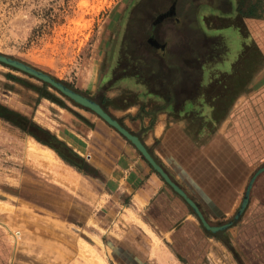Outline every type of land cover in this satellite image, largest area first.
Returning a JSON list of instances; mask_svg holds the SVG:
<instances>
[{
  "label": "crops",
  "instance_id": "0c3cea01",
  "mask_svg": "<svg viewBox=\"0 0 264 264\" xmlns=\"http://www.w3.org/2000/svg\"><path fill=\"white\" fill-rule=\"evenodd\" d=\"M244 22L250 32L249 42L260 53V64L250 74L246 90L239 92L222 114L210 112L215 106L200 92L204 86H198L196 104L181 100L180 109L177 91L164 101L149 95L150 102L145 96L126 104L120 87H102L100 80L78 89L139 140L210 226L232 219L249 179L264 167V21L251 18ZM233 69L226 72L227 77H236ZM20 73L26 79L0 71V121L14 128L16 116L25 124L16 129L41 149L48 148L28 134L32 129L27 127L33 123L65 146L70 152H63L65 156L81 166L78 169L65 163L48 148L54 156V180L58 181L51 188L58 196L51 198L38 187L36 195L42 205L56 206L55 212L67 207L65 211L85 220L91 217L100 197L102 204L95 212L102 222L131 220L134 231L150 235L153 241L157 237L183 264H264V171L252 182L238 219L223 230L206 231L192 208L129 141L87 108ZM43 91L57 102L42 96ZM94 186L100 190L98 195L93 193ZM64 191L67 197L60 199ZM24 220L18 232L22 248L15 251L11 264H21L27 251L44 254L52 250L55 254L57 250L31 242L32 238L59 245L52 238L54 230L36 221L26 220L30 224L26 226Z\"/></svg>",
  "mask_w": 264,
  "mask_h": 264
},
{
  "label": "rangeland",
  "instance_id": "374dc122",
  "mask_svg": "<svg viewBox=\"0 0 264 264\" xmlns=\"http://www.w3.org/2000/svg\"><path fill=\"white\" fill-rule=\"evenodd\" d=\"M191 4L192 0H0V54L73 89H83L100 80L102 87H120L126 104L145 96L150 102L139 81L124 78L126 70H118V66L124 68L122 62L126 63L125 69L133 66L131 56L124 51L126 41L133 40L142 49L138 53L144 54V40L152 35L150 24L159 14L170 12L166 14L170 16L174 11L173 16L155 27L153 39L163 45L155 49L154 59L164 65L155 61L153 74H164L168 87L174 80L176 85L171 89L177 88L179 107L181 100L194 96L198 86H208L200 92L205 93L210 105L214 103L210 112L219 115L227 111L239 92L246 90L250 74L260 64V53L249 42L250 32L244 20L264 21V0L219 2L221 11L229 12L228 15ZM9 68L0 64L1 72L26 79ZM232 68L236 77H227L226 72ZM216 85L219 87L214 90ZM159 87H163L161 80L151 89ZM19 122L14 116L13 123ZM0 124V208H14L0 212V264H11L17 249L22 248L18 233L24 220L21 215H26L28 222L36 221L37 225L54 230L52 238L59 242L53 247L49 240L43 244L31 238V242L57 251H27L21 264H82L71 246L73 238L92 248L104 264H183L157 237L156 242L149 234L134 231L131 220L102 222L95 212L102 204L100 197L91 217L85 220L65 211L67 207L55 212L56 206L42 205L36 195L38 187L51 198L58 196V191L51 188L58 183L54 180L57 175L52 172V159L38 160L29 155L34 148L31 139L18 131L17 125L11 128L3 121ZM35 149L42 153L41 147L36 145ZM99 192L94 186V195ZM62 197H67L65 191L59 195ZM26 220L24 224L30 225Z\"/></svg>",
  "mask_w": 264,
  "mask_h": 264
},
{
  "label": "trees",
  "instance_id": "16d2710c",
  "mask_svg": "<svg viewBox=\"0 0 264 264\" xmlns=\"http://www.w3.org/2000/svg\"><path fill=\"white\" fill-rule=\"evenodd\" d=\"M176 1L177 0H172V3L176 2ZM181 1L182 2H185V3H190L191 0H180V2ZM193 2L194 1L192 0V4H193ZM219 2L220 3H224V2L227 3L228 0H199L197 2H194V4L195 5L199 4L197 7L203 6V7H206L207 9H213V10L219 12L220 14H223V15L227 14L228 15L229 12H226V11L223 12V11H221V7H219ZM200 4H202V5H200ZM172 9H174V8H172ZM162 14H159L155 18L154 22ZM173 15H174V11L170 14V16L169 15L168 16H165V17L163 16L162 19H159L158 22H156V23L152 22L150 24V31L152 32V35H150V37L151 38H154L153 34H156V28L155 27L159 23H161V21H163V20H165V19H167V18H169V17H171ZM133 42H134L133 40L126 41L125 48H124V51H126L125 53H127L129 57L131 56L130 62H131V64L133 66L125 69V64H126L125 62H122L124 64V68H121L120 65L118 66V70H122V71H125L126 70L125 73H124V75H123V77L124 78L137 79V82L139 81V83L146 90V94L145 95H148L149 94V95L157 96L159 99H162V101H164L165 98L167 99L168 98L167 96L170 97L171 96V92H173V94H175L174 91H176L177 88L175 90H172L171 89V87H175L174 85H176V84L173 83L174 80H172V82H171L172 84L168 87V85H167L168 82L167 81L165 82V80H167V78L166 77H163L164 74H162V73H160L161 75L153 74V69L155 68L154 67V62L155 61H157L158 63H160V65H164L163 64V61L161 62L156 57H155L156 59H154V55H155L154 51H155V49H153V47L151 45H149V43L147 42V40H144V42H145V45L144 46L146 47V49L144 50V54H142V53L140 54L138 52L141 51L142 49L139 48V45L138 44L136 45ZM160 45H163V43H160ZM120 63H121V61H120ZM9 69L14 70L12 68H9ZM180 72H182V71H180ZM50 77L53 80L58 81L54 77H52V76H50ZM12 78H14V77H12ZM158 80H161V82H162V85H163L162 89L159 87V89L152 90L151 87L153 88V86L156 85V82ZM58 82H60L61 84H63L67 88H69L70 90H72V91H74V92H76V93L84 96L78 90L73 89L72 87L68 86L64 82H61V81H58ZM42 87L46 88V87H49V86L46 85V84H44V83H42ZM41 94L45 98H47L49 100H52L54 102H57V99L53 95H51L50 93H48L47 91H43V93H41ZM175 96L176 95H174V97ZM197 97H198V93L195 92L194 96L189 99V102L191 104H196ZM96 104H98L101 107V109L103 111H105L103 109V107L99 103H96ZM180 105H182V103ZM180 108H182V107H179V109ZM15 124L17 126H19L20 128L25 125L22 121H20L19 123H15ZM27 128L32 129L31 132H28V134L30 136H32L38 143H40V144H42V145H44V146L52 149L57 154V156L62 161H64L65 163H67L69 165H72V166H75L76 168L80 169L81 166L79 164H76V163L72 162L70 159H68L67 156H65L66 153H67V155L70 154L69 150L65 146H63L62 144H60L58 141H56L51 135H49L48 133H46L45 131H43L42 129H40L39 127H37L36 125H34L33 123H29V125H28ZM40 136L43 137V138H40Z\"/></svg>",
  "mask_w": 264,
  "mask_h": 264
},
{
  "label": "water",
  "instance_id": "95a60500",
  "mask_svg": "<svg viewBox=\"0 0 264 264\" xmlns=\"http://www.w3.org/2000/svg\"><path fill=\"white\" fill-rule=\"evenodd\" d=\"M0 64L5 65L7 67H10L14 70H17L19 72H22L30 77H33L47 85H49L51 88L56 90L58 93L61 95L65 96L66 98L70 99L74 103L87 108L91 112H93L95 115H97L100 119H102L107 125L112 127L116 132H118L122 137H124L127 141H129L135 149L140 153V155L143 157V159L150 165V167L158 173V175L163 179V181L175 192L177 193L180 197L184 199V201L192 208L194 213L197 215L202 227L211 233L220 231L225 229L226 227L230 226L233 222H235L240 214L242 213L247 200H248V193L250 190V187L252 185V182L254 181L255 177L262 171H264V167H261L257 169L252 177L249 179L248 184L246 186L243 198L241 200V203L239 205V208L237 209L236 213L232 217V219L220 226H210L208 225L204 219L202 218L201 214L198 212L196 209L195 205L183 194V192L176 186L174 185L167 175L162 171V169L153 161V159L150 157V155L147 153L143 145L139 142V140L134 136L128 133L123 127H121L114 119H112L108 114H106L101 107L96 104L94 101L90 100L87 97H84L63 84H61L58 81L53 80L49 75L36 70L29 65H26L18 60L12 59L10 57L4 56L0 54Z\"/></svg>",
  "mask_w": 264,
  "mask_h": 264
},
{
  "label": "bare ground",
  "instance_id": "6f19581e",
  "mask_svg": "<svg viewBox=\"0 0 264 264\" xmlns=\"http://www.w3.org/2000/svg\"><path fill=\"white\" fill-rule=\"evenodd\" d=\"M31 145H32V148L33 147L34 148L31 150L32 153L29 155L34 156L38 160H44V159L51 160V159H53V153L50 149L45 148L42 150V153H41L35 149V147H36L35 143H31ZM43 151L45 153H43ZM13 209L14 208H12V207L11 208L10 207H2V208H0V212L1 211L2 212H11V211H13ZM23 219H26V217L23 216ZM148 231H150V230H148ZM154 241L157 242V238L156 239L154 238ZM71 244H72L71 246L75 250V255L82 260L81 261V262H83L82 264H104L103 260L99 256H97L96 253H94V250L92 248H89V246L87 244H85L84 242H82L81 239L73 238ZM152 252H155V250L153 249Z\"/></svg>",
  "mask_w": 264,
  "mask_h": 264
},
{
  "label": "flooded vegetation",
  "instance_id": "af4514ba",
  "mask_svg": "<svg viewBox=\"0 0 264 264\" xmlns=\"http://www.w3.org/2000/svg\"><path fill=\"white\" fill-rule=\"evenodd\" d=\"M170 12H165V13H163L161 16H159L157 19H156V21L154 22V23H156V22H158L159 21V19H162V17L164 16H166V14H169ZM147 42L149 43V45H151L154 49H161L162 47V45H159L153 38H148L147 39Z\"/></svg>",
  "mask_w": 264,
  "mask_h": 264
}]
</instances>
